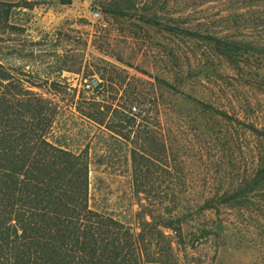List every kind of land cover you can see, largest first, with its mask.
<instances>
[{"label":"rangeland","instance_id":"374dc122","mask_svg":"<svg viewBox=\"0 0 264 264\" xmlns=\"http://www.w3.org/2000/svg\"><path fill=\"white\" fill-rule=\"evenodd\" d=\"M62 1L0 0V75L53 102L52 139L88 155L90 207L137 234L169 212L185 222L183 242L155 231L146 264H264V0L203 3L190 16L200 36L183 31L181 0ZM85 79L162 140L144 189L132 153L148 143L109 132L119 114L100 126L80 113Z\"/></svg>","mask_w":264,"mask_h":264},{"label":"trees","instance_id":"16d2710c","mask_svg":"<svg viewBox=\"0 0 264 264\" xmlns=\"http://www.w3.org/2000/svg\"><path fill=\"white\" fill-rule=\"evenodd\" d=\"M209 1H180L183 12H188L185 33L201 35L206 24L190 16ZM205 37L227 51L246 47L223 32H208ZM94 95L95 91L90 96L82 93L91 103L90 108L80 110L84 117L103 126L110 115L119 114L118 124L106 126L107 130L126 140L135 132L142 143H148L150 152L141 146L140 153H132L134 183L144 189L143 184L149 183L150 159L157 155L162 140L141 125V116L129 114L127 108L112 110L96 102ZM56 114L53 102L24 89L23 80L13 83L10 76L0 75V264H146L155 231L158 238L164 237L159 227L183 242L185 222L173 212L167 219L145 223L137 234L115 217L90 207L88 155L52 139ZM222 197L224 201L237 198L230 192Z\"/></svg>","mask_w":264,"mask_h":264},{"label":"built area","instance_id":"2783aa9c","mask_svg":"<svg viewBox=\"0 0 264 264\" xmlns=\"http://www.w3.org/2000/svg\"><path fill=\"white\" fill-rule=\"evenodd\" d=\"M100 14L99 13H95L94 14V17L97 18L99 17ZM98 85V82H95V81H89L87 79L84 80L83 84H82V89H83V92L90 96L91 94H93V92L95 91L96 87Z\"/></svg>","mask_w":264,"mask_h":264}]
</instances>
